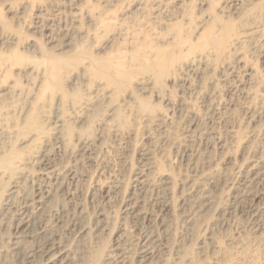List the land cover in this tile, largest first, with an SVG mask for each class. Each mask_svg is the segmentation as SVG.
<instances>
[{
	"label": "rangeland",
	"instance_id": "374dc122",
	"mask_svg": "<svg viewBox=\"0 0 264 264\" xmlns=\"http://www.w3.org/2000/svg\"><path fill=\"white\" fill-rule=\"evenodd\" d=\"M19 218L46 231L14 253ZM50 236L66 264H264V0H0V264Z\"/></svg>",
	"mask_w": 264,
	"mask_h": 264
},
{
	"label": "bare ground",
	"instance_id": "6f19581e",
	"mask_svg": "<svg viewBox=\"0 0 264 264\" xmlns=\"http://www.w3.org/2000/svg\"><path fill=\"white\" fill-rule=\"evenodd\" d=\"M223 37V36H222ZM241 39V38H240ZM240 43V42H239ZM51 55V54H50ZM56 56V55H55ZM53 63V62H52ZM51 64V63H50ZM159 66V65H158ZM59 69V67H58V65L55 63H53V65H52V69L50 70L51 72H52V74L53 73H56V71H58V69ZM57 69V70H56ZM51 74V75H52ZM54 75V74H53ZM57 126V125H56ZM58 128L60 127V125H58L57 126ZM60 129V128H59ZM46 157V155H45V152L42 154V156H40L39 158H37L36 159V163H34V164H36V165H39V167H41V165H43L44 164V162H45V158ZM11 163V162H10ZM10 163H6L4 166H2V169H4V171H8L9 170V165H10ZM13 163V162H12ZM32 163H33V161H32ZM47 166V165H46ZM11 167V166H10ZM13 167V166H12ZM54 169H56V168H54ZM53 169V170H54ZM18 170V169H17ZM49 170V169H48ZM52 170V171H53ZM57 170V169H56ZM12 171V170H11ZM19 171V170H18ZM18 171H17V173H18ZM22 171V170H21ZM28 171V170H27ZM13 173L12 174H14L15 172H14V170L12 171ZM20 172V171H19ZM41 172H38L37 171V173L35 174L37 177L38 176H44V174L43 175H41L40 174ZM52 173V172H51ZM95 173V172H94ZM2 174V173H1ZM4 174H6V173H4ZM17 175V174H16ZM47 175H50V173H48V174H46L45 176H47ZM59 175V174H58ZM18 176V175H17ZM44 176V177H45ZM60 176V175H59ZM4 177V176H3ZM11 177V176H10ZM24 177H26V176H23V178ZM51 177V176H50ZM12 178V177H11ZM10 178V179H11ZM41 178V177H40ZM24 180V179H23ZM39 180V179H38ZM11 181V180H10ZM9 181V182H10ZM17 181V180H16ZM30 181H33V180H30ZM140 181V180H139ZM13 182V181H12ZM58 182H60L59 180H58ZM17 184V185H16ZM16 186V187H15ZM21 186V185H20ZM55 190L56 191H60L61 190V188H62V183H60L59 185H56L55 186ZM97 191H100V190H102V187H100L98 184H95V187H94ZM41 189V188H40ZM18 190H19V184L18 183H14V184H12V186H11V188H9V199L12 197V196H15L16 195V193L18 192ZM40 191V190H39ZM96 191V192H97ZM95 192V191H94ZM35 193V192H34ZM97 193H99L100 194V192H97ZM53 193H52V189L51 190H48L47 189V191L46 190H44V191H40V193L36 196V197H30V196H25V195H23V196H21V197H23L22 198V200H21V203H20V206L19 205H17L16 206V208L18 207V209H22V208H31V210L32 211H35L33 214H35V216L36 215H40V213L42 212V207L46 204V203H48L49 201V199H51L52 197H53V195H52ZM96 194V193H95ZM104 194V193H103ZM27 195H28V193H27ZM32 195V194H31ZM35 195V194H34ZM19 196V195H18ZM56 198V197H55ZM54 198V199H55ZM21 199V198H20ZM58 200V199H57ZM93 200V199H92ZM53 201V200H52ZM195 201V200H194ZM202 201V200H201ZM20 202V201H19ZM54 202V201H53ZM93 202V201H92ZM132 202V201H131ZM196 202V201H195ZM18 204V203H17ZM91 204V203H90ZM86 205V204H85ZM22 206V207H21ZM47 206H48V204H47ZM11 211V210H10ZM81 211H82V208H81ZM9 213H11V212H9ZM13 214V213H12ZM8 217V216H7ZM56 217V216H55ZM3 220V219H2ZM17 221H18V223H17ZM37 221V220H36ZM44 221V220H43ZM33 222H35V221H33ZM32 222V223H33ZM16 223L17 224H15L14 225V230H15V234L17 235V237H16V235L15 234H13V235H15L14 236V240L11 242V244L9 243V245H11L10 246V250L11 251H13L14 253H18V251H19V245H20V243H19V240L18 239H20V238H30V239H34V238H38L39 237V234L41 233V234H44L45 233V231L46 230H44V228H43V226H40V224L38 225L40 228H41V230L40 231H38V232H40V233H37V230H34L33 229V226L31 225V224H29L30 222H27V221H25V220H23V218H19L18 220H16ZM35 224V223H34ZM1 225H3V224H1ZM37 225V224H36ZM31 226H32V228H31ZM82 229V228H81ZM83 231V230H82ZM82 231H80V232H82ZM16 237V238H15ZM151 236L150 237H148V235H145V236H143L142 238H141V246H140V254H144V252L147 250V248H146V246L148 245V243H150L151 242ZM146 243V246H144V244ZM6 246H8V245H6ZM150 248V247H149ZM2 249V248H1ZM3 249H4V247H3ZM6 250V249H5ZM8 250V249H7ZM6 250V251H7ZM117 249H115L114 251H116ZM1 251V250H0ZM113 251V252H114ZM118 251H120L118 254L119 255H112V260H113V262H116V261H118V260H120L119 262H117L118 264H124L125 262H124V252L119 248V250ZM127 255V254H126ZM68 256V249H66L65 247L64 248H60L58 245H57V242H56V240L54 239V237H52V236H50L48 239H46L45 241H43L42 242V244L41 245H39L38 247H37V249L36 250H32V251H30V252H28L27 253V256H26V259H27V261H34V260H36V259H38L39 261H41V262H44V264H66V263H68V261H67V259H66V257ZM139 256V255H138ZM129 258H131L130 256H129ZM107 260L109 261V258H108V256H107ZM111 260V261H112ZM126 260V259H125ZM26 261V262H27ZM130 261V260H129Z\"/></svg>",
	"mask_w": 264,
	"mask_h": 264
}]
</instances>
